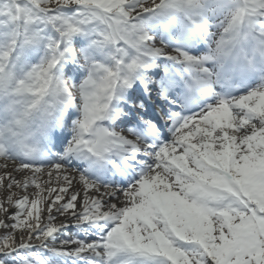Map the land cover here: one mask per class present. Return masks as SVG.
<instances>
[{
	"label": "snow or ice",
	"instance_id": "obj_1",
	"mask_svg": "<svg viewBox=\"0 0 264 264\" xmlns=\"http://www.w3.org/2000/svg\"><path fill=\"white\" fill-rule=\"evenodd\" d=\"M0 264H264V0H0Z\"/></svg>",
	"mask_w": 264,
	"mask_h": 264
}]
</instances>
